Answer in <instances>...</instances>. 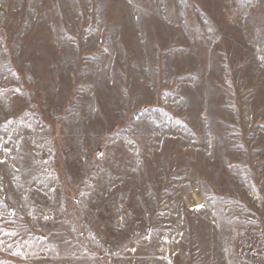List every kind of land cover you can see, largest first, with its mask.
Masks as SVG:
<instances>
[{"label": "rangeland", "instance_id": "374dc122", "mask_svg": "<svg viewBox=\"0 0 264 264\" xmlns=\"http://www.w3.org/2000/svg\"><path fill=\"white\" fill-rule=\"evenodd\" d=\"M0 264H264V0H0Z\"/></svg>", "mask_w": 264, "mask_h": 264}, {"label": "water", "instance_id": "95a60500", "mask_svg": "<svg viewBox=\"0 0 264 264\" xmlns=\"http://www.w3.org/2000/svg\"><path fill=\"white\" fill-rule=\"evenodd\" d=\"M142 111H143V109H140L139 111L135 112V113H134V116L137 117L138 115L141 114Z\"/></svg>", "mask_w": 264, "mask_h": 264}, {"label": "bare ground", "instance_id": "6f19581e", "mask_svg": "<svg viewBox=\"0 0 264 264\" xmlns=\"http://www.w3.org/2000/svg\"><path fill=\"white\" fill-rule=\"evenodd\" d=\"M198 201V199H196ZM199 202V201H198Z\"/></svg>", "mask_w": 264, "mask_h": 264}]
</instances>
